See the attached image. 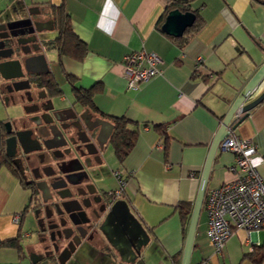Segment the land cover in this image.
Returning a JSON list of instances; mask_svg holds the SVG:
<instances>
[{"label":"crops","instance_id":"crops-1","mask_svg":"<svg viewBox=\"0 0 264 264\" xmlns=\"http://www.w3.org/2000/svg\"><path fill=\"white\" fill-rule=\"evenodd\" d=\"M63 3L88 52L81 60L66 55L60 60L55 49L46 52L50 74L63 93L58 106L76 101L74 86H96L93 96L96 109H92L97 115L112 122L115 116L131 121L129 127L138 131L135 145L120 162L112 145L106 143L102 154L106 164L99 168L110 171V179L100 186L116 188L114 171L120 170L126 181V200L151 236L144 249L143 264H174V260L182 258L188 232L177 205L181 202L194 205L223 118L264 63V0H192L191 7L198 10L202 25L181 39L160 28L167 0H0V22L37 7L41 10L38 19L46 29V37L52 39L58 32L47 5ZM142 48L159 54L161 74L139 89L129 88L124 56ZM200 56L203 62L197 66ZM263 90L264 82L251 99ZM19 112L8 106L0 92V123ZM157 125L165 126L167 138ZM232 133L251 138L257 145V167L264 175V100L251 109ZM109 147L113 161L108 158ZM234 161L233 152L218 149L208 188L234 178L227 168ZM30 200V189L7 166H2L1 240L20 234L22 238L31 236L30 230L23 228L28 219L32 229L28 211L22 216ZM17 214L21 215L20 223L14 221ZM207 226V213L203 209L190 264H264L261 246L264 228L252 233L234 230L227 244L217 252L207 235ZM257 240L260 244L256 245ZM19 259L16 248H0V263H15ZM26 259L23 263L29 264ZM92 264H97V260Z\"/></svg>","mask_w":264,"mask_h":264},{"label":"flooded vegetation","instance_id":"flooded-vegetation-1","mask_svg":"<svg viewBox=\"0 0 264 264\" xmlns=\"http://www.w3.org/2000/svg\"><path fill=\"white\" fill-rule=\"evenodd\" d=\"M29 9L24 11V14H18L16 18L30 17L33 23L36 21L40 23L38 15L41 14V10L37 7ZM38 26L43 27L41 23ZM34 28L36 26L29 22L13 29L17 33V36L10 39V44L12 43L17 50L14 57L24 60L39 52L35 50L38 41L33 39L34 34L30 31ZM22 31L25 33L22 34ZM1 32L4 34L7 33V30ZM25 40L28 41L27 44L20 43ZM23 49L28 53L24 54ZM22 79H28L30 86L20 91L15 90L14 83ZM52 80L50 72L37 74L24 70V76L15 79H4L0 75V92L3 99L13 97L15 104L12 101L5 102L9 107H16L20 111L19 114L9 119L14 121L13 127L31 129L32 137L39 140L41 144L39 149L25 152L22 144L18 143L15 155L10 157L24 184L31 191V200L27 206L28 212H26L30 215L31 224L33 221L31 235H34L36 246H33L34 248L28 254L31 251H36L42 256L37 264L45 261L47 264H61V261L64 264H76L79 261L82 264H92L98 254L102 257L101 264H132L130 260L134 256L128 253V247L133 242L123 224L119 227L111 220L105 223L114 202L126 199L125 189L116 194V192H111L116 188L104 189L100 186L96 175L97 168L86 165L91 161L95 163L94 158L97 156L94 154L89 156L84 143L80 140V137L85 136L80 130L82 125L91 136V141L99 146L95 131L90 132L85 123L88 126H94L103 117L98 116V113L86 106H80L78 110L77 106H73L72 103L58 106V101L63 93L58 92ZM18 84L19 86L24 85V83ZM58 107L63 109L59 110ZM70 107H74L77 116L69 109ZM73 116L75 118H71ZM52 120L53 124H50L49 121ZM54 123L58 124L62 131H65L64 137L53 139L52 133L54 130L57 132V129L52 126ZM62 126L68 130L71 129V131L66 132L67 129H63ZM103 133L100 137L101 141L108 133L107 126ZM49 145L56 147L49 148ZM33 146H37V144H30L28 147ZM68 149H71L69 153L66 152ZM90 149L93 150L94 147L90 146ZM90 157L92 159L87 160ZM82 165L83 168H81ZM72 172L75 174L71 176V180L77 182L76 184L70 183L65 177L66 174ZM86 172L89 173L88 179H85ZM108 172L110 175V171ZM83 176L84 178H82ZM64 194H71V196L62 198L61 195ZM65 199H72V201L63 204ZM75 199L83 200L84 204L86 203L88 206L79 210V204ZM67 209H76L77 211L67 212ZM73 220L77 223H73ZM61 223L64 225L61 226ZM59 229H63L64 234L68 237L62 239L63 243L56 251L54 243L55 241L59 242L57 240ZM117 232H123L121 240L115 236ZM54 236L56 240H52ZM119 240L125 241L126 244L121 245ZM144 248L141 249V256L136 259V264H143ZM75 260L78 261L74 262Z\"/></svg>","mask_w":264,"mask_h":264},{"label":"water","instance_id":"water-1","mask_svg":"<svg viewBox=\"0 0 264 264\" xmlns=\"http://www.w3.org/2000/svg\"><path fill=\"white\" fill-rule=\"evenodd\" d=\"M30 11V9H29ZM196 20V13L193 11H182L178 8L172 9L168 12L166 15L165 21L162 24V30L165 31L167 34L175 36V37H181L184 35L187 28L191 27ZM32 23L36 26V28L30 30L34 34L35 41H38V46L35 47L36 51H39L38 53H35L33 55H30L29 57L25 58L24 60H21L20 58L14 57L16 56L17 50L16 48L10 44L11 37L17 36V33L13 31V29L20 27L21 25H24L25 23ZM41 23V22H40ZM40 23H37L32 21L30 17L25 19H11L0 22V75L4 79H15V78H21L24 76V70L27 72H35L37 74L41 73H49L51 71L50 64L46 55V52L48 51V47L46 46V29L43 27H39L38 25ZM42 24V23H41ZM53 29V25L50 27ZM7 30V33H2L1 31ZM9 30V31H8ZM25 32L22 31V34ZM23 36V35H22ZM9 39V40H8ZM20 42V41H19ZM28 41H21L20 43L27 44ZM24 54L28 53L27 50L23 49ZM264 80V63L259 67V69L252 75V77L248 80L244 87V91L238 95L231 105L230 109L226 113L225 117L223 118V121L221 123V126L219 127L214 140L212 142L209 155L207 157L204 170L202 173L201 183L200 187L197 193V197L195 199L192 214L189 222L187 237L184 245L183 255L181 264H190L191 263V257H192V251L194 247V241L195 236L197 233V227L199 224V220L201 217V213L203 211L204 201L206 192L208 189V182L212 171V166L214 163V160L216 158V154L219 149V145L222 141L226 140L228 136L232 133V130L236 128L244 119H246L252 108L257 106L259 103H261L264 100V90L255 98L251 99L253 96V93L257 91L259 88L261 82ZM18 83H24V85H20ZM14 89L15 90H23L25 87H29V80L28 79H22L18 82L14 83ZM251 99V100H250ZM5 101L9 102L12 101L15 104V99L13 97H5ZM62 103V98L59 99L58 104ZM73 106H77V110L80 106H84L77 100L72 102ZM53 108H55L53 106ZM59 110H62V107H58ZM74 113L75 116H77V111H75L74 107H70ZM75 116L71 118H75ZM82 118V116H81ZM83 119V118H82ZM50 124H53V120L49 121ZM14 121H6L5 127L7 131V137L5 139V151L7 156L10 158L15 155V150L18 146V143H21L25 152H29L31 150L39 149L41 146L40 141L37 139H34L32 137L33 131L31 129H18L13 127ZM57 129V132L54 130L53 139L58 138L60 136H65V131H62V129L59 127L58 124L54 123L52 125ZM86 128L91 132L95 131V135H97V140L99 142V146H96L93 141H91V136L88 134V131L83 128L81 125L80 130L85 134L84 137H80V140L84 143V146L86 148V151L89 156L96 155L94 159L96 162H87L86 165L89 167H96L97 168V177L98 182L102 185H105L108 180L110 179L109 172H106L105 170H102L99 168V166H104L106 162L104 161V158L102 156L103 151L105 149V144L107 143L109 137L111 136L113 129H114V123L110 120L100 118L99 122H97L94 126H88L87 123H85ZM105 126L108 127V133L105 135L104 139L101 141L100 137L103 135ZM51 128V125H50ZM63 129H67L64 126H62ZM71 131V129H67L66 132ZM66 140V137H65ZM68 141L66 140V143ZM46 143V141H44ZM30 144H37V146L28 147ZM90 146H93L94 149H90ZM56 147L49 145V148ZM71 149L66 150V152H70ZM92 158L87 160H91ZM17 162V161H15ZM86 162V161H85ZM83 168V165L82 167ZM75 173L72 172L70 174H66L67 180L72 183L76 184L77 182L71 180V176H73ZM84 178V176L82 177ZM89 178V173L86 172L85 179ZM65 185V184H64ZM64 185H62L64 187ZM61 187V186H60ZM71 196V194H64L61 195L62 198H67ZM72 199H65L62 203L65 204L66 202H71ZM77 203L79 204L78 209L82 210L84 206H88L86 203L84 204L83 200L75 199ZM67 212H76V209L70 210L67 209ZM99 218V217H98ZM108 220L114 221L116 226H121L123 224L124 228L126 229L127 234H129L130 238L132 239V244L128 247V253L133 255L134 258L130 260V263L136 264V259L141 256V249L143 247H146L147 244L151 240V236L147 230V228L144 226L143 222L140 220V218L131 210L129 203L126 199H119L114 202V204L111 207V210L109 214L107 215L105 219V223H107ZM73 223H77L73 220ZM64 225V223H61V226ZM105 234L106 232L103 231ZM115 236H118V238L121 240L123 238V232H117ZM68 236L64 234L63 229H59V233L57 235V240L59 242L54 243V248L56 251L59 250L60 245L63 243L62 239L67 238ZM52 240H56V237H52ZM119 240V241H120ZM118 241V242H119ZM121 242V241H120ZM123 242V243H122ZM120 244L123 245L126 244L125 241H122ZM121 251V249H119ZM28 260L29 264H37L42 256L36 252L31 251L28 254ZM41 264H47V262H42ZM61 264H64L61 261Z\"/></svg>","mask_w":264,"mask_h":264},{"label":"built area","instance_id":"built-area-1","mask_svg":"<svg viewBox=\"0 0 264 264\" xmlns=\"http://www.w3.org/2000/svg\"><path fill=\"white\" fill-rule=\"evenodd\" d=\"M161 61L156 51L146 48L127 53L124 65L128 87L139 89L160 75ZM202 62L203 58L198 57L197 66ZM219 149L233 152L235 161L227 167L234 173V178L208 188L203 206L207 213V235L217 252L227 244L234 230L245 229L252 233L264 228V175L257 167V145L251 138L231 133L220 143ZM114 175L118 186L111 192L119 194L124 190L126 181L120 170L114 171ZM21 220L20 214L14 216L16 223ZM255 244H260L259 240ZM250 249L254 251L252 247Z\"/></svg>","mask_w":264,"mask_h":264},{"label":"trees","instance_id":"trees-1","mask_svg":"<svg viewBox=\"0 0 264 264\" xmlns=\"http://www.w3.org/2000/svg\"><path fill=\"white\" fill-rule=\"evenodd\" d=\"M192 0H167V7L165 10L164 17L162 16L160 19V28L162 27L163 22L165 21L166 15L172 9L178 8L182 11H193L196 13V20L194 24L187 28L184 35L181 37H175L178 39L183 38L188 33H195L200 26L202 25L201 16L198 13V10H194L191 7ZM262 1V0H260ZM49 8L50 16H52L55 30L58 32L57 36L46 40V46L49 49H55L58 53V57L61 60L63 56H70L77 60H81L85 57L88 52V46L80 39L77 34L75 33L71 18L69 13L67 12L65 4L54 5L49 4L47 5ZM203 79L208 81L207 76H203ZM53 85L58 89L59 93H62V90L57 81L52 80ZM96 86H92L90 88H83L74 86V96L78 102L83 104L86 107L94 108L95 103L93 100V96L96 93ZM114 123L113 132L108 140V143L112 145L115 155L120 162H123L128 154L131 152L135 145V141L137 139L138 131L129 127L130 120L126 117H112ZM163 134L166 136V128L163 125L158 126ZM0 168L2 166H7L16 176L21 179V176L18 170L15 168L13 163L11 162L10 158L7 156L5 151V137L7 135L4 123H0ZM167 138V136H166ZM167 146V144H166ZM22 183L24 184L23 180L21 179ZM25 185V184H24ZM177 209L179 211L181 220L183 225L186 227V232L188 231V224L191 218L193 206L191 203L188 202H181L178 203ZM27 211V207L24 212H22V216H25V212ZM22 217V218H23ZM22 235H18V237L13 239L1 240L0 239V248L3 247H11L16 248L19 252V261L15 263H0V264H24L23 261L28 256L26 253L24 244L22 242ZM264 249V244L261 245ZM257 246V248L261 247ZM254 252L251 253V257H254ZM181 256V254H180ZM182 258L179 257L178 259L174 260V264H181Z\"/></svg>","mask_w":264,"mask_h":264},{"label":"rangeland","instance_id":"rangeland-1","mask_svg":"<svg viewBox=\"0 0 264 264\" xmlns=\"http://www.w3.org/2000/svg\"><path fill=\"white\" fill-rule=\"evenodd\" d=\"M51 33H53V31H51ZM54 51V50H53ZM53 51H51L50 52V55L51 54H53ZM54 53H55V51H54ZM5 124V123H4ZM111 148L109 147L108 149H107V153H108V158L110 159V160H112L113 161V156L111 155ZM208 190V189H207ZM28 220V219H27ZM27 220H25V222H24V229L25 230H30V233H32V229H31V226L29 225V221H27ZM30 224H31V221H30ZM29 226V227H28ZM32 227H33V221H32ZM30 228V229H29ZM35 241V238H34V235L32 234L30 237H27V236H25L24 238H22V242H23V244H24V247H25V250H26V252L28 253L29 251L28 250H32V248H34L33 246H36L34 243ZM145 249V248H144ZM146 251V250H145ZM145 251L143 250V255H145ZM96 258H95V260H97V264H101L102 263V257L98 254V256H95ZM154 257V259L156 260L157 259V255H154L153 256ZM25 261V260H24ZM78 260H75L74 262H77ZM26 262H28V260L26 259ZM191 262H192V257H191ZM76 264H82L80 261L79 262H77ZM194 264V263H193Z\"/></svg>","mask_w":264,"mask_h":264},{"label":"clouds","instance_id":"clouds-1","mask_svg":"<svg viewBox=\"0 0 264 264\" xmlns=\"http://www.w3.org/2000/svg\"><path fill=\"white\" fill-rule=\"evenodd\" d=\"M204 209V208H203Z\"/></svg>","mask_w":264,"mask_h":264}]
</instances>
